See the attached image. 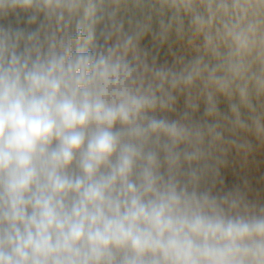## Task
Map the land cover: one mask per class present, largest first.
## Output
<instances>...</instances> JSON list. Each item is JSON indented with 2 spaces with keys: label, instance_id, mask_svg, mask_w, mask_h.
Listing matches in <instances>:
<instances>
[{
  "label": "clouds",
  "instance_id": "1",
  "mask_svg": "<svg viewBox=\"0 0 264 264\" xmlns=\"http://www.w3.org/2000/svg\"><path fill=\"white\" fill-rule=\"evenodd\" d=\"M20 12L34 28L0 25V264H264V204L213 193L233 149L264 147V0H0ZM149 34L188 55L158 64Z\"/></svg>",
  "mask_w": 264,
  "mask_h": 264
},
{
  "label": "rangeland",
  "instance_id": "2",
  "mask_svg": "<svg viewBox=\"0 0 264 264\" xmlns=\"http://www.w3.org/2000/svg\"><path fill=\"white\" fill-rule=\"evenodd\" d=\"M27 13L20 12V21L17 23V16L15 13H10L7 17L0 18V25L7 26L11 24L13 27L34 28L35 25H27L24 18ZM154 30L158 29V25L154 22ZM141 46L147 49L151 55L157 57V63L163 64L167 62L171 64L173 61V54L188 55L183 47L176 43L158 45L152 40L151 35H147L142 41ZM184 107V98L180 97L178 100V111H182ZM203 103H201L200 113H203ZM220 108L222 111H227V104L221 102ZM171 118H176V114H168ZM252 143L257 144L254 137H249ZM228 163L220 169L219 181L213 188V193H223L229 190L240 188L246 190L249 200L264 204V147H257V150L252 153L245 161L244 157L237 154L233 149L227 156ZM247 182V188H245Z\"/></svg>",
  "mask_w": 264,
  "mask_h": 264
}]
</instances>
